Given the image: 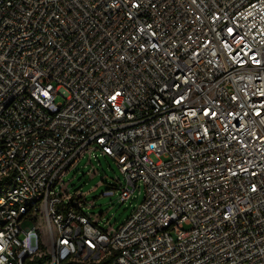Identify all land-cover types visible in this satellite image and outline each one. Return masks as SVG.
<instances>
[{
  "label": "built area",
  "instance_id": "2783aa9c",
  "mask_svg": "<svg viewBox=\"0 0 264 264\" xmlns=\"http://www.w3.org/2000/svg\"><path fill=\"white\" fill-rule=\"evenodd\" d=\"M0 264H264V0H0Z\"/></svg>",
  "mask_w": 264,
  "mask_h": 264
},
{
  "label": "rangeland",
  "instance_id": "374dc122",
  "mask_svg": "<svg viewBox=\"0 0 264 264\" xmlns=\"http://www.w3.org/2000/svg\"><path fill=\"white\" fill-rule=\"evenodd\" d=\"M63 100V97L59 96L58 101ZM122 178L116 161L98 151L97 158L95 154L91 160L88 154L82 158L75 168L63 175L62 181L64 189H69L71 195H82L84 209L91 214L94 221L101 227L114 231L125 222L132 208L138 205L144 196V188L141 185L135 191L137 198L125 202L119 201L118 195H103L110 186L119 187L117 180Z\"/></svg>",
  "mask_w": 264,
  "mask_h": 264
}]
</instances>
